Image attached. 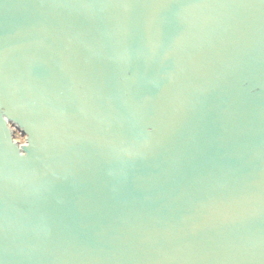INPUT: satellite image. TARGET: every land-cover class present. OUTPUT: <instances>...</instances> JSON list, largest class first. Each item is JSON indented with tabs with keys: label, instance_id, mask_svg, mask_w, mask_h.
<instances>
[{
	"label": "water",
	"instance_id": "1",
	"mask_svg": "<svg viewBox=\"0 0 264 264\" xmlns=\"http://www.w3.org/2000/svg\"><path fill=\"white\" fill-rule=\"evenodd\" d=\"M0 264H264V0H0Z\"/></svg>",
	"mask_w": 264,
	"mask_h": 264
},
{
	"label": "rangeland",
	"instance_id": "2",
	"mask_svg": "<svg viewBox=\"0 0 264 264\" xmlns=\"http://www.w3.org/2000/svg\"><path fill=\"white\" fill-rule=\"evenodd\" d=\"M14 139L19 144H24V142H25V137L17 131L14 132Z\"/></svg>",
	"mask_w": 264,
	"mask_h": 264
}]
</instances>
